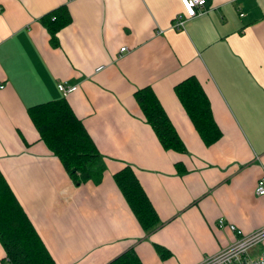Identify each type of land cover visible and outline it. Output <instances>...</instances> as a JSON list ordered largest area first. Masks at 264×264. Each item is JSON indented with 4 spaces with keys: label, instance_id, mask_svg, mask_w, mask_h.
Returning <instances> with one entry per match:
<instances>
[{
    "label": "crops",
    "instance_id": "0c3cea01",
    "mask_svg": "<svg viewBox=\"0 0 264 264\" xmlns=\"http://www.w3.org/2000/svg\"><path fill=\"white\" fill-rule=\"evenodd\" d=\"M65 6L54 40L42 15ZM0 0V173L56 264H195L232 233L264 226V0ZM124 47L123 51L119 49ZM193 76L220 136L204 144L173 86ZM76 89L62 96L56 85ZM148 86L185 151L163 149L134 100ZM64 97L104 166L75 185L26 109ZM128 165L159 219L145 233L112 175ZM167 254L160 257L153 245ZM264 249V240L261 244ZM4 255L0 244V264Z\"/></svg>",
    "mask_w": 264,
    "mask_h": 264
},
{
    "label": "trees",
    "instance_id": "16d2710c",
    "mask_svg": "<svg viewBox=\"0 0 264 264\" xmlns=\"http://www.w3.org/2000/svg\"><path fill=\"white\" fill-rule=\"evenodd\" d=\"M41 22L52 42L55 32L69 22L66 7L59 6L47 12L42 15ZM173 91L201 141L206 145L214 142L220 131L197 79L188 76L175 84ZM133 97L161 147L184 152L181 140L152 90L148 86L138 88ZM26 112L39 139L59 160L73 184L101 179L104 170L101 156L64 97L31 105ZM112 177L141 229L145 233L155 229L159 219L132 169L124 165ZM0 244L4 252L1 264H56L1 173ZM153 247L160 257L167 254L159 245ZM106 264L141 262L133 247H129Z\"/></svg>",
    "mask_w": 264,
    "mask_h": 264
},
{
    "label": "built area",
    "instance_id": "2783aa9c",
    "mask_svg": "<svg viewBox=\"0 0 264 264\" xmlns=\"http://www.w3.org/2000/svg\"><path fill=\"white\" fill-rule=\"evenodd\" d=\"M179 2L183 14H176L171 24L176 29L182 27L184 17L195 16L205 4V0H179ZM124 49V47H121L119 50L123 51ZM56 87L62 96L76 89L75 85L65 82H58ZM255 193L264 195V177L257 180ZM216 226L228 229L232 233L233 239L227 245L218 248L214 253L204 254L195 264H264V249L261 247L264 240V226L245 233L231 223H224L220 218L216 221ZM255 247L256 249H254ZM252 249H254V252L250 253Z\"/></svg>",
    "mask_w": 264,
    "mask_h": 264
},
{
    "label": "rangeland",
    "instance_id": "374dc122",
    "mask_svg": "<svg viewBox=\"0 0 264 264\" xmlns=\"http://www.w3.org/2000/svg\"><path fill=\"white\" fill-rule=\"evenodd\" d=\"M254 249H256V247H255ZM254 249L250 250V253H253V252H254V251H253Z\"/></svg>",
    "mask_w": 264,
    "mask_h": 264
}]
</instances>
